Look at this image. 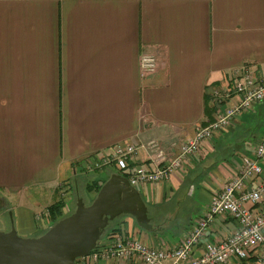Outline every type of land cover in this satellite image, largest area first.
Here are the masks:
<instances>
[{"label": "crops", "instance_id": "obj_1", "mask_svg": "<svg viewBox=\"0 0 264 264\" xmlns=\"http://www.w3.org/2000/svg\"><path fill=\"white\" fill-rule=\"evenodd\" d=\"M147 54L159 66L143 77ZM244 67L264 81V0H0V198L8 204L0 208V232L10 231L11 211L21 236L44 234L53 224L49 207L63 202V214L71 211L80 180L107 171L93 178L102 183L119 174L94 168L116 146L137 148L130 171L168 165L200 126L238 102L234 74ZM217 91L231 94L222 105ZM263 138L264 102L168 180L137 188L154 233L124 216L101 244L136 235L153 247H175ZM47 213L44 225L38 217ZM237 228L232 218L217 217L204 241L226 240Z\"/></svg>", "mask_w": 264, "mask_h": 264}, {"label": "built area", "instance_id": "obj_2", "mask_svg": "<svg viewBox=\"0 0 264 264\" xmlns=\"http://www.w3.org/2000/svg\"><path fill=\"white\" fill-rule=\"evenodd\" d=\"M159 61L153 54L143 55L140 61L142 76H153L157 73ZM233 92L240 96L238 102L220 110L217 119L207 126H200L195 136L183 144L180 154L168 165L149 171L143 168L130 171L132 158L137 155V148L132 144L116 146L108 156L94 162L95 169L116 168L125 176L134 188L147 184L157 185L182 167L183 161L197 155L205 142L230 127L241 114L250 112L255 106L264 102V81H261L249 67H244L234 74ZM229 91L216 92L218 103L229 97ZM160 160L164 152L159 150ZM260 179L259 182L254 180ZM254 181V182H253ZM252 183V189H247ZM69 190H67L68 192ZM228 216L236 221L238 228L230 237L222 241L205 240L210 226L217 217ZM49 214L38 217L46 223ZM45 225V224H44ZM200 248V255L194 257L195 250ZM255 256V264H264V138L255 147L254 158L244 159L239 175L229 180L223 190L212 200L206 213L198 218L194 228L175 247H153L145 244L138 236H115L110 244H100L87 258L90 260L131 261L137 258L143 264H229L249 261Z\"/></svg>", "mask_w": 264, "mask_h": 264}, {"label": "water", "instance_id": "obj_3", "mask_svg": "<svg viewBox=\"0 0 264 264\" xmlns=\"http://www.w3.org/2000/svg\"><path fill=\"white\" fill-rule=\"evenodd\" d=\"M0 208H8L1 198ZM9 216L10 231L0 232V264H79L101 244L110 224L124 216L132 217L140 229L155 232L140 192L121 174L111 175L91 204L80 198L71 215L40 237H21L13 212Z\"/></svg>", "mask_w": 264, "mask_h": 264}, {"label": "rangeland", "instance_id": "obj_4", "mask_svg": "<svg viewBox=\"0 0 264 264\" xmlns=\"http://www.w3.org/2000/svg\"><path fill=\"white\" fill-rule=\"evenodd\" d=\"M103 173H104L105 175L102 177L101 175H102ZM95 176H101L102 178H106V177L108 176V173H107V171H105V172H98L97 174H91V175H88V176L86 177V180L83 179V180H80V181H79V184H80V192H79V195H80V198L83 199V201H84L85 204H87V205L91 204V203L94 201L95 198L93 199V197H92L91 195L89 196V193H88L86 190L83 189V188H84V184H85V182L87 183V186H86V189H87L88 185L92 183L93 178H94ZM68 194H69V193H68ZM63 195H64V198H62V199L65 200V198H66V196H67V191H65V193H64ZM72 195H73V194H72ZM77 199H78V196H77ZM77 199H76V201H77ZM75 204H76V202L73 203L72 208H71V211H69L67 214H64V215H63V219L66 218L69 214H71L72 212L75 211V209H76ZM8 214H9V213H8ZM16 214H17V213H16ZM6 219L9 220V216H8V215H6ZM51 227H52V226H51ZM49 228H50V227H49ZM18 231H19V230H18ZM18 231H17V232H18ZM40 233L42 234V232H36L35 235L33 234L32 236L24 237V236H21L22 234H21L20 231L18 232V234H19L21 237H23V238H35V237H40V236H41V235H39ZM38 235H39V236H38ZM42 235H43V234H42ZM104 241H105V238H103L102 242H104Z\"/></svg>", "mask_w": 264, "mask_h": 264}, {"label": "trees", "instance_id": "obj_5", "mask_svg": "<svg viewBox=\"0 0 264 264\" xmlns=\"http://www.w3.org/2000/svg\"><path fill=\"white\" fill-rule=\"evenodd\" d=\"M119 174H121V172H119ZM106 182V181H105ZM105 182L99 183V182H93L91 184L88 185L87 187V191L90 193H96L98 194V192L101 190L102 186L105 184ZM65 207V204L63 202H57L56 204H53L52 206L49 207V214L51 217V222L53 223L52 226L54 224H56L58 221L63 219V209ZM73 213V212H72ZM71 213V214H72ZM69 214V215H71ZM68 215V216H69ZM118 220V219H117ZM116 222V220L114 222H112L109 226V228L106 231V235H108L111 231H112V226L113 224ZM115 231V230H114ZM46 232V231H45ZM105 235V236H106ZM104 236V237H105Z\"/></svg>", "mask_w": 264, "mask_h": 264}]
</instances>
